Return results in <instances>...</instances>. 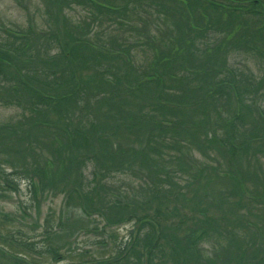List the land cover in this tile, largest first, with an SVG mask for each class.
Masks as SVG:
<instances>
[{
  "label": "trees",
  "instance_id": "16d2710c",
  "mask_svg": "<svg viewBox=\"0 0 264 264\" xmlns=\"http://www.w3.org/2000/svg\"><path fill=\"white\" fill-rule=\"evenodd\" d=\"M52 1L57 12L58 4L61 11L65 4H80L91 13L96 4L103 15L118 9L119 16L123 12L126 21L120 23L125 28L136 31L137 25L127 22L133 18L144 25L134 39L123 33L110 36L106 42L99 38V43L78 35L81 24L72 23L69 16H55L57 20L52 21L59 20L64 40L70 43V51L56 56L57 71L29 67L30 62H44L43 57L27 55L28 49L24 50L28 42L24 44L26 38L19 36L30 37L31 31L11 36L8 45L0 44V75L4 73L0 100L22 105L31 114L49 109L45 119L31 118L32 128L48 127L67 140L56 177L47 176L43 168L46 163L33 168L36 175L45 177L42 186L53 191L65 177L61 175L63 170L70 166L76 171V166L84 168L91 163L92 178L88 179L84 172L77 174L79 179L73 178V182L79 181L71 188L74 192L67 194L68 206L80 201L82 204L84 197L93 201L107 196L105 207L98 206L101 201L81 206L86 216L90 215L88 207L96 210V216L103 220L100 230L104 233L107 226L133 220L129 237L109 255L71 264H264L263 109H257L261 126L251 128L252 133L245 136L244 109L238 107L230 114L215 99L227 96L238 106L245 105L248 98L242 97L252 94L255 86L259 89L264 85L254 83V78L232 67L229 60L223 61L228 47L231 51L249 48L264 54V13L258 21L250 20L254 27L244 17H254L251 8L262 7V0H251L248 6L244 4L246 0H103L102 6L94 0ZM150 5L157 7L153 31L148 28L146 17L152 14L147 9ZM91 16L90 21L95 16L87 14ZM203 17L206 21H200ZM67 18L70 26L65 22ZM162 24L168 28L163 29ZM146 31L149 37L143 39ZM256 41L263 45L258 46ZM133 45L142 46V51L143 45L151 47L153 54L147 65H137L135 55H131ZM197 56L204 57L206 68L187 64ZM27 57L33 58L25 67ZM217 67L223 68V75L216 78ZM172 82L190 88L184 91L166 87ZM53 89L62 92L53 93ZM49 113L57 115L58 125ZM4 126L12 129L10 124ZM0 128L6 131L2 125ZM24 141L22 137V144L40 148ZM204 141L214 143L216 152L229 163L222 174L218 169L223 162L214 155L209 157L207 151L211 148L203 149ZM44 145L46 149H57L53 141H45ZM22 150L16 151L26 158L28 153ZM192 151H199L210 161L193 157ZM32 155L30 151L29 156ZM46 161L52 164L54 159L47 156ZM257 163L263 168L257 169ZM116 173L128 174L136 182L127 179L126 187L124 180L114 177ZM209 174L215 177L210 178ZM180 175L184 178L178 181ZM87 179L91 182L85 183ZM4 183H0L1 189L17 187L9 177L4 178ZM72 183L67 182V187ZM60 224V229H64ZM93 230H98V225ZM47 233V240L55 239ZM10 242L23 249L31 246L16 239ZM97 243L106 245L105 238ZM45 249L56 258L64 257L60 248L52 244ZM0 264L28 263L22 254L13 255L1 247Z\"/></svg>",
  "mask_w": 264,
  "mask_h": 264
},
{
  "label": "rangeland",
  "instance_id": "374dc122",
  "mask_svg": "<svg viewBox=\"0 0 264 264\" xmlns=\"http://www.w3.org/2000/svg\"><path fill=\"white\" fill-rule=\"evenodd\" d=\"M94 1L99 5L104 2L103 0ZM121 1L122 0H120V2ZM53 2L54 1L52 0H0V44L8 45L11 36H19L27 31H31L32 33L30 37H27V34L19 36L26 38L23 41L24 44H27L28 42L27 45L23 46L25 47L24 50L28 49L27 55L40 58L43 57L41 59H43L44 62L43 64L39 63L38 60L35 61V64L30 62V68L43 66L44 69H56L55 71H57L59 57L56 56L63 54V52L67 53L70 51V43L64 40V30L62 25L60 26L61 23H59V20L57 22L52 21L54 19L57 20L59 16L60 18L63 17V15L69 16L72 19V23L81 24L78 27L77 34H80V36H86L88 41L97 40L99 43V38L106 42L110 36H118L123 33L126 34L124 36H128V39H134L137 34L142 32V28L144 27L141 22H135L133 18L131 21H128L127 19V22L130 26L137 25L136 31H134L133 28H125V26L120 23L122 20L126 21L124 18L125 16L122 14L123 12H121L120 16L118 15L119 9L111 14L103 15L102 10H97L98 7L96 4L92 5V9L94 10L91 13L87 12V8L84 10V7L80 4H74L73 6H67L65 4L63 6V11H61V6L58 4L57 12L56 3ZM249 2H251V0H246L244 4L248 6ZM261 2H263L262 7L264 8V0ZM259 6H253L251 8L252 12L250 11L256 19L249 15L244 16L249 20L251 27L254 26L251 25L250 20L254 22L258 21L264 13L262 7ZM156 8V5H150L147 7L148 10L151 9L152 13L151 15L147 14L146 16L149 24L148 28L151 31L154 29L152 22L156 19ZM48 9L52 12L48 11ZM210 13L213 15L214 11H210ZM87 14H93V16H95L94 20L90 21L93 17H87ZM143 15H145V13H143ZM55 16H57V18H54ZM200 21H206V19L203 17ZM240 21H243L242 18ZM65 22L70 26L69 19ZM82 26H84V30L82 29ZM162 28L167 29L168 27L162 24ZM125 29L131 31L128 32L125 31ZM6 30L10 31L11 34ZM70 33V35H72L74 32ZM147 37L149 36L146 31L142 38L145 39ZM202 39L206 40V38ZM118 41L123 43L120 39ZM17 42L19 43L20 41ZM256 44L258 46L263 45L260 41H256ZM143 46V51L141 49L142 46L136 48L133 45L131 49V55L133 57L135 55L137 65H139L140 62L147 65L152 58L153 50L151 47ZM248 49L249 48H245V50L231 51L230 47H228L223 61L226 62V60H229L231 66L237 70L244 71L250 79L254 78V83L264 84V54L261 52H252ZM23 53L25 54V51ZM34 54L39 55L35 56ZM184 56L186 57L187 54H184ZM16 57L18 58V56ZM33 57H27L24 59L25 67H27L29 59H32ZM45 57L50 59H45ZM221 60L222 58L220 57L219 63H221ZM189 63L193 65L198 64L199 67L206 68L204 57L199 58L197 56V58H190L187 64ZM148 68L144 69L148 70ZM216 71H218V75H215L216 78L219 75H223V68L219 69V67H217ZM3 75L4 73L2 76L0 75V84L4 82ZM191 77L192 74L189 75V78ZM204 81H206V77L204 78ZM186 85L187 84H180L179 82H172L170 85H166V87H173V90L184 89V91H186V89L190 88L189 86L186 87ZM254 88L252 94H245L242 97L245 100V97L247 96L246 98L248 99L245 103L249 105V108L246 104L238 106L237 102L227 96L222 98L215 97L218 102L224 104V107L230 114H232L234 110H237L238 107H242L241 110L244 109L245 115L242 116V120L244 123L243 131H245V136L252 133L251 128H259L261 126L258 119V116H261L257 112L258 107L263 109L262 112L264 113V85L263 87H259V89L256 86ZM240 89H243V87ZM52 92L61 93L62 91L61 89H53ZM0 94L2 93L0 92ZM250 95L255 97V99L252 100ZM252 106L253 110L248 111ZM46 111H49V109L44 110L39 114H31L26 108L22 107V105L17 106L14 103H6L3 100H0V126L2 125V127L6 128L4 126L6 123L10 124L12 128H6V131H2L0 128V183L6 185L4 183L5 177H9V179H13L17 183V187L13 189H10L7 186L3 189L0 188V248L2 247V249L13 255L22 254L23 257L26 258L28 264H71L74 262L80 263V261L86 260V258L106 257L117 246L122 245L129 237V233L134 227L132 223L133 220L107 226L104 233L100 230L103 227V220L100 219L99 216H96V210L88 207L87 209L90 215L86 216L87 214L83 213L81 206H86L90 202L101 201L102 203H99L98 206L102 205L105 207V199L107 196L102 195L98 197V200L93 198V201L84 197V201L82 202L83 205L80 201V204L68 206L67 194L74 192L71 188H75L77 185L76 182L78 183L79 181L75 180L73 182V178L79 179L77 175L79 172L86 173L88 179L92 178L93 174L91 173V170L93 165L91 163H88L84 168L76 166V171L75 167L70 166L69 168H66L65 171L63 170L61 175L63 174L65 177L56 183L59 187L53 191L47 190L48 188L46 185L42 186V183L46 179L45 177L41 178L42 174L36 175L33 168L35 166L41 167L42 163H46L47 165L45 164L43 168L46 169L48 173L47 176L54 178L55 173H59L58 163L60 153L66 152L65 147L67 143L66 139L60 137V133H55L48 127H40L38 129L37 127L32 128V122L34 120L30 123L31 118L36 119L39 117L40 119H45L48 113ZM49 116L55 120V124H59V121L56 120L58 118L57 115L54 116L49 113ZM227 119H229V117H227ZM259 130L260 129L254 132ZM17 134L21 135V137H18ZM22 137L26 140L24 142L31 141L34 143L35 148H38L39 145L40 148L33 149L32 145H28V143L27 146L22 144ZM49 138L54 142L57 149H46L44 142H51ZM37 142H39V144ZM213 144L214 143L204 141L203 149L211 148V150L207 151V154L210 155L209 157L214 155L217 159L223 162L222 167L218 169L220 174H222L223 170L224 172L226 171V166H229V163L224 162V158L216 152L217 147ZM19 146H21L20 149H23L22 153H28L29 156L30 151H32L33 155L23 158L19 152L16 151L20 150L17 149ZM87 151L88 149L85 147V152ZM72 152L73 154L76 153L74 150ZM192 155L201 161H210L208 156H204L199 151H192ZM47 156L54 159L52 164H48L46 161ZM254 158L255 157L252 156L251 159L253 160ZM243 162L246 165L245 159ZM191 165L196 169L194 162L191 161ZM262 168L263 166L259 167L257 163V169ZM215 175L217 176L218 174ZM180 176L177 178L178 181H181L184 178V175ZM209 176L210 178L215 177L213 174H209ZM114 177L117 178V181L124 180L123 185H126V187L129 183L128 180H132V183L136 182V179H132L128 174L116 173ZM88 179L84 182L90 183L91 180ZM67 182L69 184L73 183L71 186L67 187ZM65 187H67V190H65ZM60 222L63 224L62 226L64 229H60ZM97 225L98 230H93V227ZM81 228H83V230H80ZM47 232H50L55 239L47 240L49 235ZM103 238H105L106 245H99L97 241L102 240ZM11 239H16L17 241H20L21 244H26L27 246L28 244H31V246L23 249L21 245L12 244L10 242ZM51 244L55 247H59L60 251L64 253V257L56 258L48 253L45 248L48 247V245L51 246Z\"/></svg>",
  "mask_w": 264,
  "mask_h": 264
}]
</instances>
